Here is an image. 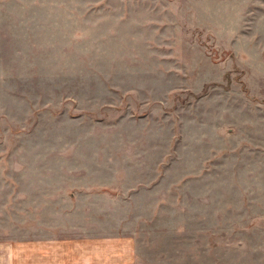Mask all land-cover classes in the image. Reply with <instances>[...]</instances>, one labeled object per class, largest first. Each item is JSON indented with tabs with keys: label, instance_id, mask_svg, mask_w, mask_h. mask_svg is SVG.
<instances>
[{
	"label": "rangeland",
	"instance_id": "obj_1",
	"mask_svg": "<svg viewBox=\"0 0 264 264\" xmlns=\"http://www.w3.org/2000/svg\"><path fill=\"white\" fill-rule=\"evenodd\" d=\"M56 187L136 264H264V0H0V242Z\"/></svg>",
	"mask_w": 264,
	"mask_h": 264
},
{
	"label": "crops",
	"instance_id": "obj_2",
	"mask_svg": "<svg viewBox=\"0 0 264 264\" xmlns=\"http://www.w3.org/2000/svg\"><path fill=\"white\" fill-rule=\"evenodd\" d=\"M62 192L58 187L51 192L58 198L46 204L42 238L0 242V264H136L133 235L114 226L118 223L110 209L93 203L104 192L81 190L83 203L62 202Z\"/></svg>",
	"mask_w": 264,
	"mask_h": 264
}]
</instances>
